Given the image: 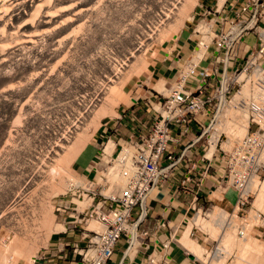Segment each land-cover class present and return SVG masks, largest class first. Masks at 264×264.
I'll list each match as a JSON object with an SVG mask.
<instances>
[{
    "label": "rangeland",
    "instance_id": "1",
    "mask_svg": "<svg viewBox=\"0 0 264 264\" xmlns=\"http://www.w3.org/2000/svg\"><path fill=\"white\" fill-rule=\"evenodd\" d=\"M186 1L0 0V264H29L47 248L57 227L71 224L64 222L71 210L56 209L55 199L69 196L70 184L81 182L84 169L73 159L144 92L140 83L147 54L165 47L181 30L190 31L204 8L216 6V0H196L184 9ZM237 50L241 56V44ZM261 64L264 68V59ZM240 84L233 88L245 83ZM246 94L264 103V87L248 85ZM233 112L223 113L221 123L224 118L238 122L230 135L235 140L244 134L247 118ZM225 139L219 136L216 151L228 147ZM104 142L98 146L104 148ZM263 180L264 167L244 215H230L231 193L203 202L209 207L198 209V221L194 210L187 213L181 233L189 226V236L210 256L190 264H207L219 251L217 264H264V197L256 203ZM208 196L221 193L212 190ZM72 200L82 205L88 198ZM214 213L223 216L222 224L211 221ZM224 229L227 241L221 237ZM177 242L169 241L167 251ZM164 251L153 255L159 258ZM179 252L188 262L190 253L182 247Z\"/></svg>",
    "mask_w": 264,
    "mask_h": 264
},
{
    "label": "built area",
    "instance_id": "2",
    "mask_svg": "<svg viewBox=\"0 0 264 264\" xmlns=\"http://www.w3.org/2000/svg\"><path fill=\"white\" fill-rule=\"evenodd\" d=\"M215 5L204 8L202 17L191 27L196 48L177 69L166 94L151 93L154 104H148L149 125L143 131L135 127L109 153L103 151V144L98 146L91 174L70 184L69 196L55 199L56 209L71 210L64 222L78 229V239L68 248L79 264H108L121 237L125 245L114 264H123L122 258L137 244L147 247L148 242L141 237L146 234L141 227L146 218L145 199L168 177H175L179 183L195 176L198 183L212 177L217 186L234 191L230 215L245 214L252 183L264 167V103L251 95L235 100L233 105L247 113L246 131L226 149L219 147L216 151L219 136L226 137L217 125L239 89L233 88L235 84L241 81L240 86L246 82L250 87H264V0H222L219 5L216 0ZM247 35L253 37L252 43L245 40ZM208 50L206 64L200 65L199 59ZM117 132L115 123L108 126L104 141L113 139ZM213 137V149L206 154ZM197 144L198 157L193 159L190 154ZM74 197L88 198V202L77 205ZM195 201L192 198L189 206L197 213L204 206ZM186 219L184 216L185 223ZM90 221L99 227H90ZM163 225V220L157 218L153 229ZM175 233H168L161 247L176 240ZM237 233L243 234L242 226ZM161 247L145 253L144 264H167L164 252L159 258L153 255L160 253ZM47 263L44 253H40L29 264Z\"/></svg>",
    "mask_w": 264,
    "mask_h": 264
},
{
    "label": "crops",
    "instance_id": "3",
    "mask_svg": "<svg viewBox=\"0 0 264 264\" xmlns=\"http://www.w3.org/2000/svg\"><path fill=\"white\" fill-rule=\"evenodd\" d=\"M172 37V41L165 45V47H154L150 54H147V64L142 70L144 79L141 80L140 83V85H144L146 89L137 97L139 99L130 96L131 100L135 99L133 105L126 107V109L122 111L123 113L116 116V119H114L112 123L104 125L92 138L95 144L91 142L87 146L85 145L77 154V158L73 159L75 164L84 169L82 178L91 174L89 169H91V164L98 151V142L104 141L108 126H112L113 123L117 125L118 132L117 136L114 137L116 140L114 144H116L126 138L129 132L135 127L137 130L143 131L145 127L149 125L151 118L148 111V104H154L152 94L157 91L160 95H164L162 92L167 91V87L175 77L177 69L192 55L196 48L194 36L190 31L181 30ZM252 41L253 38L249 43H252ZM209 51L210 50L199 59L200 65L206 64L209 58L207 57ZM110 140L111 139H108L104 144L106 145ZM196 147H194L192 150L193 152L190 154L193 159H197L198 157L197 152L199 144H197ZM212 190H219L221 197H209L208 195ZM226 193L234 195L232 188L217 186L216 182L212 180V177H204L201 183L196 181V176L192 180L183 183H179L178 179L175 177H168L163 183L154 186L145 199L146 218L141 222V227L146 229V234H142L141 237L144 241L148 242V246L145 247L137 244L136 247L133 248L134 251L131 250L127 257L125 256L122 258L123 264H144V254L151 251L152 247L160 248L161 243L168 239V233H171L173 230H176V233L180 230L179 235L176 237L177 241L182 235L181 232L187 226L186 221V225L182 228L183 223H185L183 220L184 216L192 210L189 206L192 198L195 197V203L199 205L202 202L210 203L214 198L217 201H221L223 200V195H226ZM230 200L233 201V198H230ZM157 218L162 219L164 225L154 230L153 223ZM56 232L57 234L53 236L51 242L43 251L48 262L47 264H79L77 256L71 254L67 249L70 243L78 239V229L68 226ZM124 245L125 241L121 237L114 246L108 264H114L121 258ZM60 246L63 248L58 251ZM166 247L167 245L161 247V250H165L164 253L167 258V264H190V262L194 263L196 259L188 248L180 242L177 246H172L170 243L168 251ZM181 247L194 256L189 257L188 262L184 260L179 252Z\"/></svg>",
    "mask_w": 264,
    "mask_h": 264
},
{
    "label": "bare ground",
    "instance_id": "4",
    "mask_svg": "<svg viewBox=\"0 0 264 264\" xmlns=\"http://www.w3.org/2000/svg\"><path fill=\"white\" fill-rule=\"evenodd\" d=\"M195 2H196V0H187L186 1V4H184V9H185V5L187 6V7H189V6H191V5H193V4H195ZM183 11H185V10H183ZM187 11V10H186ZM185 11V12H186ZM183 14V13H182ZM185 14V13H184ZM184 17V16H183ZM179 22V21H178ZM145 65V64H144ZM158 85V84H157ZM246 85H247V83L245 82V84L241 87V89H239L238 91H237V93L235 94V96L233 97V99H234V102H236L235 100H237V99H239V98H241V97H245L247 94H246V91H247V87H248V85H247V87H246ZM161 86V85H160ZM162 88V87H161ZM262 88V87H261ZM117 89V88H116ZM159 89H160V87H159ZM115 91V90H114ZM120 93V92H119ZM112 98V97H111ZM120 98V97H119ZM113 102V101H112ZM232 102V101H231ZM110 104V103H109ZM111 106V105H110ZM104 110V109H103ZM106 110V109H105ZM112 110V109H111ZM233 111H236V112H238V113H240L241 112V114L243 115V113L244 114H246L247 115V113H246V111H245V109L244 108H240V107H235L234 105H233V103H231L230 104V106H226L225 108H224V111H223V113H227V112H229V113H234ZM228 113V114H229ZM106 114V113H105ZM107 114H110V113H107ZM222 114V112L220 113V115ZM225 114H223L224 116H225ZM103 115V114H102ZM227 115V114H226ZM244 116V117H246L247 118V116ZM235 116V115H234ZM226 117V116H225ZM233 117V116H232ZM243 117V118H244ZM234 118V117H233ZM247 123H248V121H246ZM247 123L246 124H242L241 125V131H243V133H245V131H246V127H247ZM222 124V126L224 125V128L222 127V126H219L220 128L222 127V129L224 130V129H228L229 128V132L228 131H226V130H224L225 131V133H227V136H226V139L224 140V144L225 145H227V146H229L231 143H232V141H234L233 139H231V137L233 136V133L232 132H234V127L235 126H237V124H238V122L236 121V120H230V119H225L224 118V120H223V123H219V125H221ZM235 133H236V131H235ZM234 133V134H235ZM232 134V136L230 137V135ZM214 135H216V134H214ZM234 136H236V135H234ZM237 137V136H236ZM79 141V140H78ZM76 142H77V140H76ZM214 142H215V137H213V142L210 144V146H211V148L210 149H208L207 151H206V154H209L210 152H211V150H212V147L214 146ZM78 144V143H77ZM79 144H80V142H79ZM76 145V144H75ZM74 145V146H75ZM113 146H114V142L113 141H108L107 142V144L105 145V147L103 148V151L105 152V153H109L110 151H111V149L113 148ZM63 147V146H62ZM76 147V146H75ZM72 148V147H71ZM69 150V149H68ZM75 151V150H74ZM104 157H105V155H103ZM62 169V168H61ZM57 170V169H56ZM64 170V169H63ZM57 172V171H56ZM63 173V172H62ZM260 182V181H259ZM254 183V182H253ZM252 183V184H253ZM259 184V183H258ZM258 187V189H259V193H258V195H257V198H256V203H259L261 200H262V197H264V180L263 181H261V186H260V184H259V186H257ZM84 200V199H83ZM82 200V201H83ZM259 201V202H258ZM264 201V198H263V200L261 201V202H263ZM88 202V201H87ZM80 204H81V202H80ZM83 204V203H82ZM263 206V205H262ZM220 211V210H219ZM251 214V213H250ZM225 215V214H224ZM256 215V214H255ZM213 216H215V217H211V221L214 223V224H222L223 223V216L221 217V214H215L214 213V215ZM198 217H199V215H198V213L196 214L195 213V215L192 217V218H194V221H198L199 219H198ZM253 217H254V215H253ZM49 219V218H48ZM193 220V219H192ZM209 220V221H210ZM46 221V220H45ZM186 221H187V219H186ZM210 223V222H209ZM229 223V222H228ZM227 223V224H228ZM45 224V223H44ZM89 224V223H88ZM226 224V225H227ZM204 225V224H203ZM56 226H58V225H56ZM61 226H63V225H61ZM60 226V227H61ZM98 226V225H97ZM59 227V228H60ZM90 227H93V228H98V227H96V226H94L93 224H90ZM204 227V226H203ZM211 227V226H210ZM62 228V227H61ZM64 228V227H63ZM189 226H188V228H186V230L182 233V235H181V237H179V239L177 240V241H179L180 243H182L185 247H187L188 248V250L190 251V253L191 254H193L194 256H195V258H200V257H203V259H208V256L207 255H205L204 254V251L206 252V250L205 249H203L202 248V246L201 245H199L194 239H192L190 236H189ZM56 230H59L58 229V227L56 228ZM226 231H228V230H226V229H224V232L222 233V235H221V237H223V239H228L227 238V234L225 233ZM229 232V231H228ZM224 240V241H225ZM136 241V239L134 240V242ZM227 241V240H226ZM257 244V243H256ZM223 245V244H222ZM255 245V244H254ZM248 247V246H247ZM250 247V246H249ZM254 247V246H253ZM259 247H260V245H259ZM250 249V248H249ZM262 250V249H261ZM259 251V250H258ZM9 252V251H8ZM220 253V251L219 252H216L215 254L216 255H214V256H211V258H209V260H208V263L207 264H217L218 263V261H217V259L219 258V256L221 255V253ZM203 254H204V256H203ZM206 254H208V252H206ZM5 255V254H4ZM3 255V256H4ZM192 255V256H193ZM193 256V257H194ZM264 256V255H263ZM210 257V256H209ZM221 257V256H220ZM5 259V258H4ZM13 259V258H12ZM32 259V257H30V260ZM193 259V258H192ZM4 261V260H3ZM2 261V262H3ZM207 261V260H206ZM217 262V263H216ZM239 263H240V261H239ZM6 264H7V262H6ZM13 264V263H12ZM236 264H238L237 263V261H236Z\"/></svg>",
    "mask_w": 264,
    "mask_h": 264
},
{
    "label": "water",
    "instance_id": "5",
    "mask_svg": "<svg viewBox=\"0 0 264 264\" xmlns=\"http://www.w3.org/2000/svg\"><path fill=\"white\" fill-rule=\"evenodd\" d=\"M189 257H192V255L190 254Z\"/></svg>",
    "mask_w": 264,
    "mask_h": 264
}]
</instances>
